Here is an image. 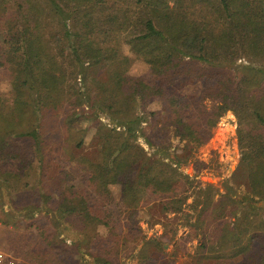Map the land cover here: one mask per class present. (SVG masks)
Listing matches in <instances>:
<instances>
[{"label":"trees","instance_id":"1","mask_svg":"<svg viewBox=\"0 0 264 264\" xmlns=\"http://www.w3.org/2000/svg\"><path fill=\"white\" fill-rule=\"evenodd\" d=\"M122 39L149 65L146 76L128 73ZM0 68L11 74V99L0 95V195L15 196L7 222L21 215L46 234L56 253L50 259L46 249L44 264H126L128 239L105 204L114 199L111 186L120 187L130 217L155 200L165 212H181L192 195L190 176L179 169L192 156L185 153L206 143L229 110L238 117L252 196L216 207L230 195L215 201L211 186L196 191L192 207H201L190 232L201 236L200 261L242 256L264 264V219H239L245 207L257 208L252 201H264V0H0ZM100 69L104 77L94 74ZM186 82L199 91L173 89ZM155 101L165 112L161 127L159 111L148 108ZM86 124L97 147L95 158L76 159L86 184L77 187L65 164L49 176V154L64 149L61 129ZM168 127L192 144L174 158L160 138ZM4 160L12 165L2 167ZM42 211L51 225L36 219ZM151 243L138 251L139 264H157Z\"/></svg>","mask_w":264,"mask_h":264},{"label":"rangeland","instance_id":"2","mask_svg":"<svg viewBox=\"0 0 264 264\" xmlns=\"http://www.w3.org/2000/svg\"><path fill=\"white\" fill-rule=\"evenodd\" d=\"M169 2L172 4L173 0H169ZM121 47L132 58L128 73L134 76H146L149 72V65L137 58L123 39ZM94 74L104 77L105 69L95 71ZM173 89L182 94L197 93L200 85L186 82L173 86ZM0 95L6 99H11V74L4 68H0ZM205 103L210 105L209 101H205ZM148 108L149 110L159 111L157 120L160 121L158 127H161L165 114L163 105L155 101ZM102 119L108 121L106 118ZM87 125L76 127L74 130H72L73 128L69 129L71 131H67L66 128L61 129V136L58 141L59 146L64 147V149L60 148L58 153L49 154L52 157L51 164L48 165L49 171L47 174L49 176L52 177L61 169V164H65L67 165L66 169L73 174L72 182L77 187L86 184V175H83L82 170L77 167L78 161L76 159L80 157L95 158L97 155L95 128L86 127ZM143 126L146 127V133H150L151 127L148 126V123H143ZM81 128L87 130L82 131ZM238 128V117L233 111L229 110L212 128L210 139L202 145L193 147V149L188 148V144L192 145L189 140H181L174 135L171 128L168 127L160 131L162 135L160 138L166 144L171 145L169 151L171 158H174L176 153H181L184 147L188 148L185 155L188 154L187 157L192 155L188 161H185L179 167L181 171L190 176V181H192V189L189 192L192 195H189L183 210L179 213L163 211L162 202L155 200L149 206H139L135 216L130 217V214L120 202V187L118 185L111 186L114 199L105 204L114 212L121 230L128 239L127 247L121 254L122 262L139 264L138 251L143 243L148 240L152 242L148 251L157 264H245V258L242 256L219 261L206 259L200 261L198 241L201 236L197 237L194 231L190 232L189 225L195 220L198 209L201 207V204L198 205L197 210L192 207L194 196L197 194L196 191L200 189L206 190L211 186L215 193V201L218 198L220 199L221 195L226 193L230 195V199L222 197L221 201L214 205L216 207L233 206L232 198L242 200L245 197L252 196H249L250 192L246 183L245 175L248 169L244 165L245 168L242 167L243 150L239 142ZM80 141H83V144L77 146ZM137 141L149 155L152 154V148L148 146L142 136ZM52 145L54 143H51L48 147ZM69 157L73 158L70 159ZM168 159L166 158V161H169ZM1 164L2 167L8 168L12 165V162L4 160ZM174 166H176L175 163ZM88 192L92 191L89 189ZM91 195L93 196L94 193L92 192ZM254 198L256 200L258 197ZM14 199V193L5 196L0 195V249L5 252L6 256V260L2 264H44L45 250L48 249L47 256L50 259L55 256L56 250L45 246L43 238L46 234L34 227H28L29 221L23 219V216H18L15 218L16 220L6 221L7 213L12 206L11 200ZM252 203L257 208L253 209L249 208L251 206H247L240 214L239 219L244 218L245 224H248V221L251 220L258 223L264 219V201H252ZM246 216H249V219ZM36 219L42 227L47 224L51 225L53 220L50 215L46 217L45 211H42L40 216L36 215ZM99 229L101 233H106L104 227ZM203 229L205 230V227ZM214 230L213 225L210 229L205 230L210 241L214 239ZM158 242L160 246L157 245ZM84 256L86 259H90L89 254L86 252H84Z\"/></svg>","mask_w":264,"mask_h":264},{"label":"built area","instance_id":"3","mask_svg":"<svg viewBox=\"0 0 264 264\" xmlns=\"http://www.w3.org/2000/svg\"><path fill=\"white\" fill-rule=\"evenodd\" d=\"M6 260L5 252L0 249V264Z\"/></svg>","mask_w":264,"mask_h":264}]
</instances>
